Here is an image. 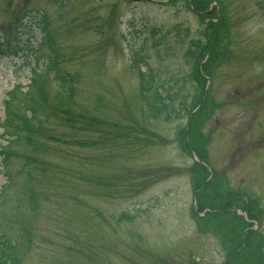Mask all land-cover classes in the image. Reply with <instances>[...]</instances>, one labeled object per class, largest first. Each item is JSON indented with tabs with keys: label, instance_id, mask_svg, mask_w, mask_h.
I'll return each mask as SVG.
<instances>
[{
	"label": "rangeland",
	"instance_id": "obj_1",
	"mask_svg": "<svg viewBox=\"0 0 264 264\" xmlns=\"http://www.w3.org/2000/svg\"><path fill=\"white\" fill-rule=\"evenodd\" d=\"M220 1L221 11L217 0H199L202 10L191 0H0V50L20 51L0 55V190L15 176L0 232L25 250L21 264H222L255 227L239 196L261 221L251 247L264 244V0ZM57 72L77 74L71 97ZM18 85L41 106L17 127L19 155L5 167L6 100ZM161 86L188 110L175 100L177 113H157L149 94ZM26 188L33 210L17 202ZM251 247L232 264H251Z\"/></svg>",
	"mask_w": 264,
	"mask_h": 264
},
{
	"label": "trees",
	"instance_id": "obj_2",
	"mask_svg": "<svg viewBox=\"0 0 264 264\" xmlns=\"http://www.w3.org/2000/svg\"><path fill=\"white\" fill-rule=\"evenodd\" d=\"M42 43H40V45ZM27 44H28V47H31V44L29 42ZM20 47L23 48L22 46H20ZM202 47H203V49L202 48H200V49H202V51L205 49V51L207 52L210 48L209 42L202 44ZM1 52L6 53V54H10V53L18 54V49L14 48V50L10 51V52L9 51L6 52L5 49L4 50L2 49ZM186 55L188 57H191V55H192L191 50H188ZM134 59L136 60V62L139 61L138 65L140 67V63H143V58L141 56H136ZM51 60H52V58L50 59V63L45 70H41V69H39V67H33V71H32L33 75L31 78V84H33V83L36 84V82L41 80V78L47 73L48 69L53 67ZM142 74L143 75L148 74L147 81L149 83V86H152L153 81H154L153 73L150 71L148 73L142 72ZM196 74H197V71L195 72V75ZM55 77H56V80L62 86V90H61L62 95L64 97H71V90L73 89L74 84L77 82L76 81L77 80V74L73 75V74H70L68 72H61V73L57 72V75ZM18 89H19V85L16 86L11 92H9V98H8V100H6V113L7 114H6V118H5L4 127L6 128L5 131L10 132L13 137L10 136L12 138H8L7 143L4 144V146L1 149V151L4 154L3 164L5 167H9L7 164H8L10 157H12L13 155H19L18 151L16 149L12 148L13 142L14 141L15 142H22L20 139L24 138L23 132H22V135L20 134L21 136L15 132L17 130V128H15V127H17V125H20V126L29 125L30 120L36 116V113H37L39 107L41 106L40 98L38 96L37 97L32 96V90L31 89L26 90V91L25 90L24 91H22V90L18 91ZM160 89H158V91L152 90L153 92L149 94V96H150L149 100L154 104V107H155L157 113H164L165 115L169 116L172 112L178 111V110H176L177 108L173 104L175 100L180 101L179 106H178L179 108L184 106L185 111L188 110V103L189 102L185 96L179 97V95L175 93L172 97V100H171L170 96L167 94H163V92L160 91ZM16 91H18V92H16ZM169 98H170V100H169ZM28 110L30 111V115L27 113ZM38 122H40V120L33 122L32 127H31V129H33V131L36 134H39L40 130L43 129L41 125L37 124ZM201 172L202 173H200V175H202L203 172H205V170L202 169ZM14 180H15V176L13 174L9 173L8 174V183H6L2 187V189L0 190V202L2 201V199H6V197L2 196V195L9 188V184H11V182H13ZM24 192L27 195L26 204L24 203L26 200L23 197L18 198L17 202L19 205L20 204L22 206L25 205L29 209L33 210L34 209V196H31L28 193L27 188ZM225 209H223V211H225ZM216 214H218V212L213 211V212H209V214L206 213L205 215L209 216V218H212ZM24 251L25 250H22L20 248V244L17 242V240L11 239L5 233L0 232V264H21Z\"/></svg>",
	"mask_w": 264,
	"mask_h": 264
}]
</instances>
